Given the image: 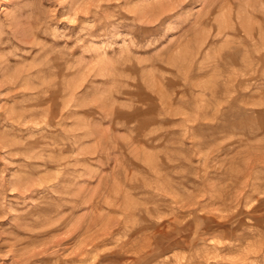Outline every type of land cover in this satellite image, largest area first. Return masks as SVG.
<instances>
[{
    "label": "rangeland",
    "instance_id": "374dc122",
    "mask_svg": "<svg viewBox=\"0 0 264 264\" xmlns=\"http://www.w3.org/2000/svg\"><path fill=\"white\" fill-rule=\"evenodd\" d=\"M0 264H264V0H0Z\"/></svg>",
    "mask_w": 264,
    "mask_h": 264
},
{
    "label": "bare ground",
    "instance_id": "6f19581e",
    "mask_svg": "<svg viewBox=\"0 0 264 264\" xmlns=\"http://www.w3.org/2000/svg\"><path fill=\"white\" fill-rule=\"evenodd\" d=\"M258 46V45H257ZM58 70V69H57ZM13 83V82H12ZM15 84V83H14ZM11 90V89H10ZM32 91V90H31ZM35 91V90H34ZM34 93V92H33ZM51 96V95H50ZM39 100V99H38ZM25 101V100H24ZM49 105V104H48ZM30 107V106H29ZM45 109V108H44ZM32 110V109H31ZM46 110V109H45ZM14 111H15V109H14ZM30 111V110H29ZM29 111L27 110V111H25V112H28L29 113ZM31 112V111H30ZM28 113H26V114H28ZM60 115H61V113H60ZM62 117V116H61ZM60 117V118H61ZM19 118V117H18ZM59 118V119H60ZM17 120V119H16ZM49 120V119H48ZM61 120V119H60ZM45 122V121H44ZM51 123V122H50ZM59 124V123H58ZM30 156V155H29Z\"/></svg>",
    "mask_w": 264,
    "mask_h": 264
}]
</instances>
